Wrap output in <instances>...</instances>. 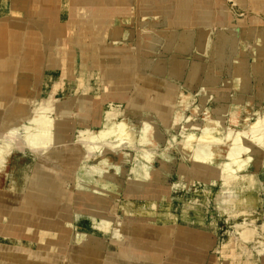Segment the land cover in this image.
Returning a JSON list of instances; mask_svg holds the SVG:
<instances>
[{
  "label": "rangeland",
  "instance_id": "rangeland-1",
  "mask_svg": "<svg viewBox=\"0 0 264 264\" xmlns=\"http://www.w3.org/2000/svg\"><path fill=\"white\" fill-rule=\"evenodd\" d=\"M203 33L207 34V38L204 47L200 48L196 40ZM143 37L144 46L158 55L153 72L182 81L176 109L172 112L158 107L155 113H149L132 109L120 111L111 105L108 110H98L96 112L99 113H96L87 110L83 99L77 100L75 95L70 94L51 97L41 104L38 103V96L34 95L0 96V161L2 168H6L3 173L7 179H13L15 185L14 189H7L6 185V191L2 192V204L7 206L9 197H13L9 206L16 205L18 192L34 188L33 180L47 176L53 182L55 191L51 196L73 206L77 222V228L73 231L54 230L43 234L35 229L36 238L33 240L49 237L47 242H52L55 247L53 259H66L68 255L63 249L67 250L68 247L101 245L109 243L110 238L121 241V231L128 240L138 227L150 235L156 225L161 227L163 224L168 229L166 225L172 222L177 224L188 220L205 222L224 237L238 235L244 243L248 242L241 236L243 230L249 227L255 228L256 232L260 230L253 244L261 254V247L264 246V157H255L254 163L249 165V168L252 167L250 176L259 173V177L256 176L261 183L258 193L243 192L240 188L223 191L224 177L220 176V170L227 162V152L239 137L247 135L250 130L254 135L248 136L255 140L264 135V29H229L212 33L209 30L179 32L157 28L153 32L146 30ZM187 55L191 58L188 65L185 60ZM22 84L20 87L24 86ZM217 85L232 87L230 103H218L200 93L195 95L201 87ZM18 102L25 105H22L23 113L18 117L14 113L10 117L13 109L21 107L20 104L16 105ZM52 104L67 107L58 109ZM76 104L81 112L79 114L71 111V105ZM77 114L79 117H76ZM111 114L121 130L120 135L110 140L93 139L92 135L104 129ZM38 115L49 118L51 125L48 146L37 148L38 143L32 136L42 139L38 133L39 125L35 122ZM77 122H83L85 126L76 127ZM159 122L166 124L167 129L161 128ZM207 125H210L213 133L216 132L215 146L211 144L210 149L213 153L217 152L214 153L217 156L208 163L204 162L205 166H209L202 177L197 163L206 146L203 145L202 130ZM60 129L63 140L56 143L54 138ZM197 140L203 142L202 146H198L201 143L195 142ZM199 148L203 151H198ZM143 152H147V157ZM53 153H56V157L51 158ZM134 172H137L136 175ZM244 176H247L245 184H252L253 179L247 174ZM137 183L141 186L139 192ZM251 206L255 210L252 215L247 212ZM11 212L7 210L4 213ZM3 217L0 213V219ZM249 217L256 219L259 226L262 225L259 230ZM7 225L6 220L0 224V237L4 236L0 238V253L4 252L0 255V262L24 264L32 261V258L41 262L43 256L24 257L21 254L24 261L20 262V256L17 259V256L13 258L10 255L13 252L17 254L19 250L43 251L48 246L14 240L22 237V228L20 226L13 231ZM70 233L74 242H70ZM161 246L166 248L167 241ZM85 261L91 262L92 259L86 258Z\"/></svg>",
  "mask_w": 264,
  "mask_h": 264
},
{
  "label": "crops",
  "instance_id": "crops-1",
  "mask_svg": "<svg viewBox=\"0 0 264 264\" xmlns=\"http://www.w3.org/2000/svg\"><path fill=\"white\" fill-rule=\"evenodd\" d=\"M157 28L212 33L264 29V0H0V96L34 95L41 104L51 97L70 94L77 100L83 99L87 110L92 112H104L111 105L120 111L155 113L161 107L173 112L182 91V81L155 74L158 55L143 44L145 31L153 32ZM13 44L18 48L14 49ZM185 58L188 65L190 55ZM21 82L23 87H20ZM199 93L223 104L233 98V89L227 85L201 87L195 95ZM52 105L58 109L67 107ZM73 105L70 106L72 113H81L78 104ZM159 124L167 129L166 124ZM75 126L85 125L77 122ZM252 175V184L244 183L240 188L243 192L261 190L259 173ZM218 186L221 188L220 184ZM35 190L18 192L16 205L4 206L0 202L1 214L7 210L18 214L12 225L7 222L13 231L22 228V237L14 240L48 246L43 251L28 249L10 253L17 259L21 254L43 256L41 262L32 258L24 264H264V253L260 254L255 244L244 243L238 235L224 237L205 222L189 220L172 222L166 225L168 229L163 224L156 225L150 235L138 227L128 240L121 231V241L110 238L109 243L101 245L79 243L82 247L63 249L68 255L66 259H53L55 247L47 242L49 237L46 236L33 240L35 229L43 234L54 230L73 231L77 228L76 217L68 202ZM33 194L40 197L38 206L31 197H26ZM59 203L69 206L70 215H63ZM51 204L58 207L52 209ZM26 205L37 206L38 210L25 217L22 208ZM247 212L255 213L254 207ZM250 220L258 230L264 225L259 226L256 219ZM70 235V242H74L72 233ZM165 240L166 248L161 246ZM233 240L234 245H231ZM23 256L20 262L24 261ZM86 258L92 261H85Z\"/></svg>",
  "mask_w": 264,
  "mask_h": 264
},
{
  "label": "bare ground",
  "instance_id": "bare-ground-1",
  "mask_svg": "<svg viewBox=\"0 0 264 264\" xmlns=\"http://www.w3.org/2000/svg\"><path fill=\"white\" fill-rule=\"evenodd\" d=\"M67 1V0H66ZM64 2V1H63ZM62 2V3H63ZM64 4V3H63ZM62 4V5H63ZM89 6V5H88ZM53 7V6H52ZM67 7V6H66ZM50 8V7H49ZM54 9V8H53ZM58 9V8H57ZM56 9V10H57ZM62 12H63V10H61ZM67 11V10H66ZM54 12V11H53ZM60 12V11H59ZM61 12V13H62ZM44 14V13H43ZM49 14V13H48ZM56 14H58L57 12H56ZM46 16V15H45ZM49 16V15H48ZM53 16V15H52ZM57 16V15H56ZM20 24V23H19ZM15 25V24H14ZM13 29V28H12ZM16 30V29H15ZM18 30V29H17ZM25 30V29H24ZM36 33V32H35ZM201 33V32H200ZM28 35V34H27ZM39 35H40V33H39ZM40 37V36H39ZM26 38V37H25ZM206 38H207V34H200L199 35V37H197V45L200 47V48H202V47H204V42L206 41ZM35 39H37V38H35ZM194 40V39H193ZM9 41H10V39H9ZM12 41V40H11ZM26 41V40H25ZM230 41V40H229ZM191 42V41H190ZM14 43V42H13ZM36 43V42H35ZM12 44V43H11ZM188 44V43H187ZM14 45V44H13ZM13 45H11V46H13ZM17 44H15L14 45V49L15 48H18V47H15ZM191 45V44H190ZM31 46H32V44H31ZM188 46V45H187ZM38 47H39V44H38ZM37 47V48H38ZM174 48H176V47H174ZM186 48V47H185ZM223 48V47H222ZM12 49V48H11ZM185 49H183V51H184ZM10 51V50H9ZM18 51V50H17ZM21 52V51H20ZM24 53V52H23ZM3 55V54H2ZM22 85H24V84H22ZM21 85V86H22ZM21 95H24L23 93H21ZM23 102V101H22ZM22 102H18L16 105H18V104H20L19 106H21V107H18L17 109H13L12 110V112H13V114H11V112L9 113V115H10V117H13L14 116V113H15V115H17L16 117H18L19 115H21L22 113H23V106H25V105H23V103ZM23 105V106H22ZM15 106V105H14ZM9 117V116H8ZM6 118V117H5ZM145 118V117H144ZM7 119V118H6ZM148 119V118H147ZM255 119V118H254ZM259 119V118H258ZM54 120V119H53ZM224 120V119H223ZM261 120V119H260ZM6 121V120H5ZM37 121V123H38V125H39V128H40V132H38L39 133V135L41 136V138L42 139H39L38 137H36L35 135H33L32 137H33V139H34V141H36V143H38L37 144V148L38 147H46V146H48V143H49V138H50V131H49V127H50V125H51V122H50V119L49 118H47V117H45V116H42V115H38L37 116V119H35V122ZM107 121V124H106V126L104 127V129H102L101 131H100V133H98L97 135L94 133V135H92V138L93 139H97V140H99V139H101V140H110V139H113L114 138V136L115 135H117V136H119L120 135V133H121V130H119V126L117 127L116 126V122L114 121V119H113V116H112V114L111 115H109V118L106 120ZM114 121V122H113ZM147 121V120H146ZM254 121V120H253ZM256 121V120H255ZM40 122V123H39ZM217 123V122H216ZM206 125V124H205ZM195 127H197V126H195ZM213 128V127H212ZM197 129V128H196ZM204 130H202L201 132H202V135H203V140L202 141H204V144L203 145H206L205 147H204V151L201 149V148H199V150L198 151H200V149H201V151H203V154H201L200 155V153H198L200 156L199 157H201L199 160L197 159L196 161H199L197 164V167H198V169H199V172H200V174L202 175V177H203V175L205 174V172H206V170L207 169H205L207 166H209V165H207V166H205L204 165V162H207V161H209V160H213L217 155L216 154H214V153H217V152H212L211 151V149H210V146H211V144L213 145L214 143H215V137H216V132L215 133H213V131H212V129H211V127H210V125H207V126H205V128H203ZM228 129V128H227ZM214 131L216 130V129H213ZM42 131V132H41ZM60 131V132H59ZM57 133H56V135H55V138L54 139H56V143L58 142V143H61V141L63 140V134L61 133V129L59 130ZM228 131V130H227ZM252 130H250V131H248V134H250V135H254L252 132H251ZM52 133V132H51ZM252 133V134H251ZM248 134L247 135H245V134H243L244 136L242 137H239L236 141L237 142H235V143H233V146L231 147V149H230V154L227 152V155H226V159L225 160H227V162H226V164H224V167H222L223 169L222 170H220L221 172H220V176H223L224 177V179H223V182H222V190L224 191H226V192H230L231 190H235V188H241L243 185H244V183H245V179H246V177L247 176H244L245 174H247V175H249V178L251 177L252 178V176H250V173H249V170L252 168H249V165H250V163H254V158L256 157V158H259L260 156H262V157H264V135H262V136H260V137H257V140H255L254 139V137H252V136H248ZM36 135H38V134H36ZM201 135V136H202ZM117 136L115 137V138H117ZM239 136V135H238ZM248 137V139H246ZM250 137H252V138H250ZM242 138H244V139H242ZM37 139V140H36ZM198 139H199V136H198ZM200 139H202L201 137H200ZM234 140V139H233ZM232 140V141H233ZM246 140V141H245ZM255 140V141H254ZM130 141V140H129ZM200 142L201 144H199L198 146L200 147V145L202 146V143L203 142H201V140H197V141H195V142ZM216 141L218 142V140L216 139ZM127 142V141H126ZM132 142V141H131ZM147 143V142H146ZM151 143V142H150ZM232 143V142H231ZM26 144V143H25ZM149 144V143H148ZM125 145V144H124ZM195 145H197V144H195ZM26 146V145H25ZM214 146H215V144H214ZM198 148V147H197ZM111 149V148H110ZM128 149V148H127ZM192 149V148H191ZM38 150V149H37ZM36 150V151H37ZM107 150V149H106ZM136 150V149H135ZM151 150V149H150ZM195 150V149H194ZM3 151V150H2ZM35 151V152H36ZM191 151V150H190ZM200 151V152H201ZM39 152V151H38ZM41 152V151H40ZM106 152V151H105ZM5 153H7V152H5ZM4 152L2 153L1 152V154H5ZM143 153H145V152H143ZM147 153V152H146ZM146 153H145V155H146ZM150 153V152H149ZM11 154V153H10ZM10 154H8V156L7 157H9V155ZM40 154V153H39ZM153 153H151L150 155H152ZM194 154H195V152H194ZM194 154L192 153V155L194 156ZM7 155V154H6ZM5 155V156H6ZM141 155V154H140ZM143 155V154H142ZM148 155V154H147ZM147 155H146V157H147ZM191 155V154H190ZM110 156V155H109ZM144 156V155H143ZM53 157H56V153H53L52 154V157L51 158H53ZM145 157V156H144ZM196 157V156H195ZM197 157H198V155H197ZM196 157V158H197ZM2 158H3V155H2ZM4 159V158H3ZM120 159H121V156H120ZM149 159V158H148ZM7 160V159H6ZM6 160L4 159V161L6 162ZM103 160H105V159H103ZM138 160H140V159H138ZM143 160V159H142ZM246 161L245 163L243 162V161ZM120 162V161H119ZM140 162V161H139ZM194 162V164H196ZM210 162V161H209ZM224 162V163H225ZM241 162H242V164H241ZM193 163V162H192ZM208 163V162H207ZM138 164V163H137ZM193 164V165H194ZM210 164V163H209ZM212 164V163H211ZM210 164V165H211ZM3 167V164H2V161H0V202H1V200H2V198H3V194H2V192H3V190H5L4 188L6 187V185H7V189L9 188H11V189H14L15 188V185H14V183H13V179L12 180H9V179H7V175L6 174H4L3 172V170H5V169H3L2 168ZM134 167H138V166H134ZM144 167V166H143ZM140 168V167H139ZM208 168V167H207ZM134 169V168H133ZM133 169H132V173H133ZM165 169V168H164ZM139 170V169H138ZM210 170H212V169H210ZM123 171V170H122ZM131 172V171H130ZM137 172H140V171H137ZM136 172V173H137ZM142 172V171H141ZM241 172H243V173H241ZM15 173V172H14ZM122 173V172H121ZM135 173V172H134ZM136 173H135V175H136ZM140 174V173H139ZM42 175H46V174H44V173H42ZM132 176V175H131ZM141 175H139V177H140ZM147 178H148V175H145ZM240 176H242V177H240ZM16 177V176H15ZM143 177V176H142ZM201 177V176H200ZM132 178V177H131ZM11 181V182H10ZM32 184H34V189H37V190H35V191H37V192H42V193H46V194H49V195H51V194H54V191H55V185L53 184V182L50 180V179H48L47 178V176H45V177H40L39 179H37L36 181L35 180H33V183ZM138 185H137V190H138V192L139 191H141V186H140V183H137ZM151 185V184H150ZM17 187V186H16ZM151 188H152V186H151ZM30 189H32L31 187H30ZM16 190V189H15ZM6 191V190H5ZM32 191V190H31ZM97 193V192H96ZM34 195V194H33ZM33 195H29V196H27V198H30L31 197V199H33V202H34V204L36 203L37 204V206H38V204H39V202H37V201H39V199H40V197H39V195H37V194H35L34 196ZM13 198V197H12ZM12 198L11 197H9V199H8V201H7V204L9 205V204H11L12 203ZM14 202V201H13ZM7 205V206H8ZM56 205V204H55ZM54 204H51V208L52 209H54L55 207H58V206H55ZM27 206V207H26ZM26 206H24L22 209H23V211L24 212H26V214H24V216L25 217H27L29 214V212H36L35 210H38V208H37V206L36 207H31L30 205H26ZM62 210V213H63V215L65 216H67V215H70V208H69V206H59ZM72 209H73V206H72ZM39 211H41L40 209H39ZM73 211V213H74V209L72 210ZM15 213L16 212H14V213H10V214H7V213H3V216L5 217H3V220H7V222H9L11 225H12V221H15L16 219H17V215H15ZM12 214H14L13 215V217L12 218H10V215H12ZM63 217V216H62ZM250 228V227H249ZM249 228H247V229H245V230H243L242 232H241V236L243 237V240L245 241V242H248V243H253V240L254 239H256V237L255 236H257V234L256 233H258V234H260V230L258 231V232H256L255 230V228L253 229H249ZM95 229V228H94ZM101 236V235H100ZM99 236V237H100ZM117 236V235H116ZM98 237V238H99ZM94 239V238H93ZM96 239V238H95ZM116 239V238H115ZM88 240V239H87ZM92 240V239H91ZM84 242H86V241H84ZM93 242V241H92ZM91 242V243H92ZM139 242V241H138ZM85 245V244H84ZM91 245V244H90ZM260 246H262V245H260ZM259 246V247H260ZM257 249H259V248H257ZM264 253V246H262L261 247V254H263Z\"/></svg>",
  "mask_w": 264,
  "mask_h": 264
}]
</instances>
